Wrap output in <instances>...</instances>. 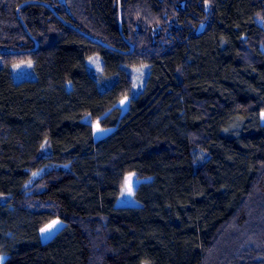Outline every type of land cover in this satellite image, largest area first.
Listing matches in <instances>:
<instances>
[{
	"label": "trees",
	"instance_id": "1",
	"mask_svg": "<svg viewBox=\"0 0 264 264\" xmlns=\"http://www.w3.org/2000/svg\"><path fill=\"white\" fill-rule=\"evenodd\" d=\"M263 111L264 0H0V264H264Z\"/></svg>",
	"mask_w": 264,
	"mask_h": 264
},
{
	"label": "rangeland",
	"instance_id": "2",
	"mask_svg": "<svg viewBox=\"0 0 264 264\" xmlns=\"http://www.w3.org/2000/svg\"><path fill=\"white\" fill-rule=\"evenodd\" d=\"M102 58L94 55L88 59V66L89 70L92 73L99 74L102 70ZM148 74L147 67L139 66L133 69L132 75L134 77V87L132 90L133 95H137L145 84V80ZM13 75L16 81L22 80L24 78H34L36 77V72L34 70V62L32 60L27 62H22L13 65ZM127 101H123L120 103L123 110L127 108ZM262 120L264 121V111L262 112ZM95 129H94V136L96 139L103 138L109 135L112 132V129H102L98 121H95ZM52 165L43 167L39 170L34 177L41 175L47 168L51 167ZM152 179L151 176L147 177H139L134 172L127 173L125 177V183L122 187L120 195L117 198L116 205L123 206V205H140V200L136 197L135 191L137 186L143 182ZM63 222L59 219H55L45 225L42 229L50 228L47 232L41 231V236L44 241L49 240L55 233L63 226Z\"/></svg>",
	"mask_w": 264,
	"mask_h": 264
},
{
	"label": "snow or ice",
	"instance_id": "3",
	"mask_svg": "<svg viewBox=\"0 0 264 264\" xmlns=\"http://www.w3.org/2000/svg\"><path fill=\"white\" fill-rule=\"evenodd\" d=\"M50 230V228H46V229H42L41 231L42 232H47V231H49Z\"/></svg>",
	"mask_w": 264,
	"mask_h": 264
},
{
	"label": "water",
	"instance_id": "4",
	"mask_svg": "<svg viewBox=\"0 0 264 264\" xmlns=\"http://www.w3.org/2000/svg\"><path fill=\"white\" fill-rule=\"evenodd\" d=\"M32 2H40V3H43V4H46L45 2H42V1H32ZM39 46V44L37 45V47ZM36 47V48H37Z\"/></svg>",
	"mask_w": 264,
	"mask_h": 264
}]
</instances>
